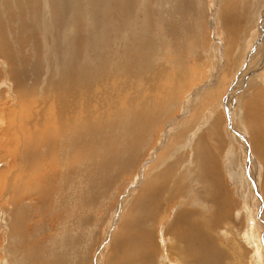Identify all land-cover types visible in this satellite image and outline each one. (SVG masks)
Returning <instances> with one entry per match:
<instances>
[{
	"label": "rangeland",
	"instance_id": "374dc122",
	"mask_svg": "<svg viewBox=\"0 0 264 264\" xmlns=\"http://www.w3.org/2000/svg\"><path fill=\"white\" fill-rule=\"evenodd\" d=\"M1 180L0 264H264V0H0Z\"/></svg>",
	"mask_w": 264,
	"mask_h": 264
},
{
	"label": "bare ground",
	"instance_id": "6f19581e",
	"mask_svg": "<svg viewBox=\"0 0 264 264\" xmlns=\"http://www.w3.org/2000/svg\"><path fill=\"white\" fill-rule=\"evenodd\" d=\"M228 6V8H230L231 10H232V7H230L231 5H227ZM221 14H222V17H223V27L225 28V29H232L233 27H234V25L237 23V22H233V20L228 16L229 14H230V12L229 11H225V12H223V11H221ZM224 17H227V18H229V19H226V18H224ZM144 60V59H143ZM69 92V91H68ZM69 94V93H68ZM129 101V100H128ZM132 101V100H131ZM129 103V102H128ZM256 104V103H255ZM134 106V105H133ZM255 106V105H254ZM259 107V106H258ZM130 108H131V106H130ZM132 109V108H131ZM254 110V109H253ZM130 113V112H129ZM131 114V113H130ZM129 114V115H130ZM32 117V116H31ZM84 119V118H83ZM83 122V121H82ZM24 123V122H23ZM86 123H87V120H86ZM137 123V122H136ZM135 122L133 123V124H136ZM19 125H20V127H23V126H25L24 124H21V123H19V120L17 121V125H16V127H19ZM87 125V124H86ZM61 126H62V124H61ZM27 127V126H26ZM73 127V126H72ZM80 127V126H79ZM60 130V129H59ZM8 131V130H7ZM54 131V130H53ZM50 132V131H49ZM48 132V133H49ZM7 133H9V131L7 132ZM19 133V132H18ZM17 133V134H18ZM10 136V135H9ZM10 138V137H9ZM13 139V138H12ZM22 139V138H21ZM15 140V143L12 145V147H14V150H15V156H17L18 154L20 155H18V158H17V161L21 164V161H22V147H23V143L22 144H19V139H13V141ZM15 145V146H14ZM9 147V146H8ZM28 146L26 145V147L25 148H27ZM30 150V149H29ZM29 159H30V156L28 157ZM14 159V158H13ZM2 171V170H1ZM19 175H21V172L19 173ZM18 175V176H19ZM6 178V177H5ZM2 181V180H1ZM7 182H8V180H7ZM4 181H2V184L0 183V185H3V188H4ZM159 188H160V192H159ZM5 189V188H4ZM2 190V189H1ZM16 192V194H17V189H14ZM3 191V190H2ZM215 193H217V192H215ZM22 194V193H21ZM139 194V193H138ZM151 194V196L152 197H154V201H155V203L153 202V205H154V210H153V213L154 214H156L157 215V212L159 213V211H160V205L162 204V201L160 202V199H161V197H162V194H163V189H162V186L160 185H150L146 190H144V192L142 193V192H140V194H139V196H138V198L139 199H141V201H145V198H146V196H148V195H150ZM20 195V194H19ZM18 195V196H19ZM22 195H25V194H22ZM144 195H146L145 196V198L144 199H142L143 197H144ZM217 197H218V195H217ZM151 198V197H150ZM153 199V198H152ZM149 201V200H148ZM153 201V200H152ZM151 201V202H152ZM217 201H218V199H217ZM220 201V200H219ZM138 202V201H137ZM136 202V203H137ZM146 202V201H145ZM135 203V202H134ZM138 204H139V202H138ZM140 204H143V202H141ZM144 205V204H143ZM161 206H163V205H161ZM134 208V211H136L137 213H138V210L140 209V207H138V206H134L133 207ZM16 210H17V208H15ZM146 210H147V208H146ZM148 211V210H147ZM157 211V212H156ZM26 213V212H25ZM222 213V211H215V210H212L210 213H209V215H204V217H203V219H206V218H208V217H212V216H215V215H217V214H219V216H221V217H223V220L221 221V223L222 222H224V221H226V219L228 218V216H229V212H228V214H224V215H222L221 214ZM136 215V214H135ZM137 217V216H136ZM141 218V215L139 216V217H137L136 219H133V221H135L134 223H136L137 224V226H136V230H138L140 227H141V224L140 223H138V222H136V221H138L139 219ZM179 218H180V216L177 218V220L176 221H178L179 220ZM153 219V218H152ZM144 220V219H143ZM148 220V219H147ZM196 220L197 219H195L194 217H192V216H190V215H186L184 218H183V220H182V222H181V224H180V226L176 229V233L174 234V241L178 244V246L179 247H182L183 245L185 246L186 244H188V246H186L187 247V249H183V247L182 248H176V246H175V249H176V251H177V253H175L176 255H178L179 257H178V260H179V262H181V261H183V263H184V260L186 259V260H188V261H191L192 260V258H191V256L190 255H188L187 254V250H189V248H192V247H195V248H197V251H195V256L197 255V254H199L198 255V264L199 263H203V262H201V260L202 259H204V258H206L205 257V252L204 253H202V254H200L201 253V251L202 250H200V249H198V248H200L199 246L200 245H202L201 244V238L200 239H197V240H194L193 238L195 237V236H197L198 237V234H196V231H197V228L196 227H194L195 225H197V222H196ZM228 220V219H227ZM142 221V220H141ZM204 221H206V220H204ZM21 222V221H20ZM174 223V222H173ZM155 224V223H154ZM215 226H217V225H219L220 223L217 221V220H215L214 219V223H213ZM129 225V223L128 222H126V221H122L121 222V224H120V229H119V237H117L116 239H115V242H119V241H121V240H123L124 239V237H125V232H126V228H127V226ZM175 227H176V224H173ZM141 230V229H140ZM144 230V229H143ZM148 232L149 233H146V234H144V232L143 233H140V236L142 237V238H144V240H146V239H151V237H150V235H152L151 233H150V231L148 230ZM124 233V235H122ZM190 233H192L193 235H191V237L189 238V239H187L186 238V236H187V234H190ZM144 243H145V241H144ZM194 243V244H193ZM189 246H191V247H189ZM193 249V248H192ZM221 255H223V253H221ZM194 256V257H195ZM257 256H259L258 255V253H257ZM204 257V258H203Z\"/></svg>",
	"mask_w": 264,
	"mask_h": 264
},
{
	"label": "crops",
	"instance_id": "0c3cea01",
	"mask_svg": "<svg viewBox=\"0 0 264 264\" xmlns=\"http://www.w3.org/2000/svg\"><path fill=\"white\" fill-rule=\"evenodd\" d=\"M246 21H247V20H246ZM245 24H246V26H249L248 23L245 22ZM248 29H249V27H245L244 24H243L242 32H241V36H248V34L251 33L250 31L248 32ZM244 32H245V33H244ZM242 33H243L244 35H243ZM240 39H241V37H240ZM241 40L244 41L243 39H241ZM245 41H246V40H245ZM235 42H236V41H235ZM239 43H240V40L238 41V44H239ZM238 44H236V45H238ZM237 49L240 50V48H237V47H236L235 50H237ZM161 179H162V176H161ZM156 184H157V183H155V185H156ZM157 185L160 186L161 183H160V184H157ZM159 192H160V188H159Z\"/></svg>",
	"mask_w": 264,
	"mask_h": 264
}]
</instances>
